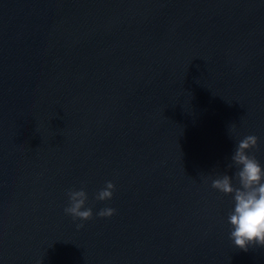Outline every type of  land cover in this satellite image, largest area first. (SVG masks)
Here are the masks:
<instances>
[{"label":"water","instance_id":"water-1","mask_svg":"<svg viewBox=\"0 0 264 264\" xmlns=\"http://www.w3.org/2000/svg\"><path fill=\"white\" fill-rule=\"evenodd\" d=\"M248 135L264 168V0H0V264H264L211 188Z\"/></svg>","mask_w":264,"mask_h":264},{"label":"clouds","instance_id":"clouds-1","mask_svg":"<svg viewBox=\"0 0 264 264\" xmlns=\"http://www.w3.org/2000/svg\"><path fill=\"white\" fill-rule=\"evenodd\" d=\"M258 147V137L245 136L239 140L230 156L225 172L211 179V188L224 195H231L233 208L227 215L230 226L229 239L236 248L248 251L249 247H264V168L252 154ZM235 168L230 176L228 171ZM235 181V183L233 182ZM115 185L107 181L94 199L105 201L112 199ZM67 206L64 213L73 220L88 221L93 218L91 207H85L88 200L84 186L78 190L70 188L66 192ZM111 207L100 209L96 215L106 218L115 214ZM79 230L83 224H77ZM41 264V262H37Z\"/></svg>","mask_w":264,"mask_h":264}]
</instances>
